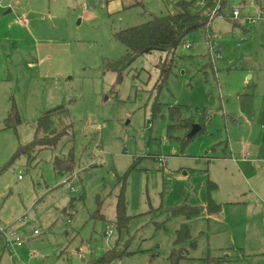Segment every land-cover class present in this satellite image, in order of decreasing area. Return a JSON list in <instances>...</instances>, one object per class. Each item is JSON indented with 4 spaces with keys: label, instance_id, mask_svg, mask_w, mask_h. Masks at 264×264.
<instances>
[{
    "label": "rangeland",
    "instance_id": "rangeland-1",
    "mask_svg": "<svg viewBox=\"0 0 264 264\" xmlns=\"http://www.w3.org/2000/svg\"><path fill=\"white\" fill-rule=\"evenodd\" d=\"M175 1L0 0V227L21 241L0 233V264H88L110 249V264H170L174 246L179 264H264V19L215 17L173 51L108 68L125 52L113 33ZM228 1L243 16L260 8ZM11 97L16 127L4 120ZM60 105L74 136L70 175L53 166L66 137L29 162L15 156ZM184 121L200 126L191 138ZM239 152L246 163L233 161ZM208 197L218 212L204 209ZM182 224L188 238L176 245Z\"/></svg>",
    "mask_w": 264,
    "mask_h": 264
},
{
    "label": "trees",
    "instance_id": "trees-1",
    "mask_svg": "<svg viewBox=\"0 0 264 264\" xmlns=\"http://www.w3.org/2000/svg\"><path fill=\"white\" fill-rule=\"evenodd\" d=\"M255 2L261 5V0H255ZM214 4L215 0H176L175 11L169 12L166 15L153 16L145 22L120 29V31L113 33L114 39L124 46L125 52L119 62H107L108 68L120 71L121 66L132 62L137 56L151 53L153 50L162 52L173 51L183 42V39L189 32L206 25L208 13ZM221 5L222 7L219 10L221 16L232 20L230 11L232 5H230V2H222ZM10 104V110L4 119L5 124L7 127H16L20 123V120L13 97L10 99ZM184 125L188 129L191 128L190 121H184ZM69 126H71L69 112L63 105L45 110L35 121L33 138L26 145H19L15 156L24 154L29 162L34 153L39 149L37 146L45 144L54 146L57 141L66 137L62 144L63 152L61 156L55 157L53 166L59 175L72 174L74 170V136L72 133H67ZM214 187L215 184L210 182L209 188ZM123 203V195L122 191H120L118 196L119 213L123 212ZM203 207L208 212H218L219 210V205L215 204L210 197H208ZM175 212L187 217L198 214L199 208L197 206H181L176 208ZM188 231L187 225L182 224L176 232L174 243L176 245L183 243L188 238ZM182 250V248L173 247L170 253V264H179V260L185 258ZM118 253L115 249H110L102 256L88 262V264H110L112 260L118 257Z\"/></svg>",
    "mask_w": 264,
    "mask_h": 264
},
{
    "label": "built area",
    "instance_id": "built-area-1",
    "mask_svg": "<svg viewBox=\"0 0 264 264\" xmlns=\"http://www.w3.org/2000/svg\"><path fill=\"white\" fill-rule=\"evenodd\" d=\"M228 0H215V4H214V6H213V8L209 11V13H208V17H207V23H206V25H205V27H206V31L208 32L209 31V29H211V22H213V19L215 18V17H220L221 16V14H220V12H219V10L221 9V7H222V2H227ZM231 18H232V20H241L243 23L245 22V21H247L248 23H250V24H252V23H255L258 19H264V5L262 6V5H260V8L258 9V11H257V13H256V16L255 17H253V16H243L242 14H241V10H240V8H238V7H235L233 10H232V12H231ZM206 37H207V39H208V42H209V44H213L214 43V41L215 40H217L218 38H219V36H218V34H209V33H207L206 34ZM37 231L35 230V233H36ZM0 233H2L3 235H4V237L6 238V242L7 243H9V242H11V243H13V244H17V245H19V244H21V241H19V240H16V241H10L9 240V238L6 236V233H5V230L3 229V228H1L0 227ZM10 235L11 234H13V233H9Z\"/></svg>",
    "mask_w": 264,
    "mask_h": 264
},
{
    "label": "crops",
    "instance_id": "crops-1",
    "mask_svg": "<svg viewBox=\"0 0 264 264\" xmlns=\"http://www.w3.org/2000/svg\"><path fill=\"white\" fill-rule=\"evenodd\" d=\"M7 12H10V10H6ZM256 110L252 112L251 115H248L247 116V121L251 124V125H257V121L260 120L261 116H262V111H263V107L262 105L260 107H255ZM261 126L259 127H262L263 129V135L261 138H258V140L262 143V145L264 144V115H263V119H262V122L260 123ZM237 144V143H236ZM238 145V144H237ZM240 146V145H239ZM243 153V152H242ZM241 152L238 153V157L236 159H233L234 162H239V163H246L245 161H242L241 160V157H242V154ZM244 158V156H243ZM226 159H229V158H226ZM224 159V160H226ZM232 162V161H231Z\"/></svg>",
    "mask_w": 264,
    "mask_h": 264
},
{
    "label": "water",
    "instance_id": "water-1",
    "mask_svg": "<svg viewBox=\"0 0 264 264\" xmlns=\"http://www.w3.org/2000/svg\"><path fill=\"white\" fill-rule=\"evenodd\" d=\"M199 128L200 126L198 124H193L189 129L187 137H192L193 135H195L198 132Z\"/></svg>",
    "mask_w": 264,
    "mask_h": 264
}]
</instances>
